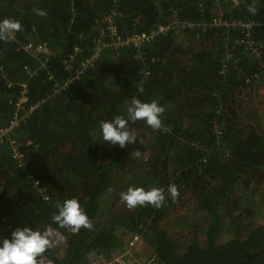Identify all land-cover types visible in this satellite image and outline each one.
Segmentation results:
<instances>
[{"label":"trees","instance_id":"trees-1","mask_svg":"<svg viewBox=\"0 0 264 264\" xmlns=\"http://www.w3.org/2000/svg\"><path fill=\"white\" fill-rule=\"evenodd\" d=\"M112 9L123 35L158 24L173 29L138 48H104L82 69L97 20ZM4 18L22 30L0 42V123L22 82L28 103L42 102L13 134L31 157L26 166L17 167L0 143V238L25 225L43 229L55 203L75 197L92 227L66 232L43 264L107 258L122 248L125 228L149 242L151 264H264V0H0ZM214 18L226 24L212 25ZM30 41L45 43L48 53L26 51ZM133 98L164 107L161 129L137 121V144L100 142L99 122L124 115ZM119 177L165 192L175 185L179 195L159 208L125 205L103 218L100 199ZM186 195L205 219L183 244L169 229L188 219Z\"/></svg>","mask_w":264,"mask_h":264},{"label":"clouds","instance_id":"clouds-1","mask_svg":"<svg viewBox=\"0 0 264 264\" xmlns=\"http://www.w3.org/2000/svg\"><path fill=\"white\" fill-rule=\"evenodd\" d=\"M36 15L44 16L42 9H33ZM248 11L255 12L249 6ZM22 30L19 21L4 18L0 20V42H12L17 32ZM164 107L157 101L143 102L133 98L126 106L124 115H116L110 120H101L98 126L99 141L109 146L126 148L137 144V135L132 125L137 121L143 122L153 130L162 127ZM135 155L143 154L135 150ZM179 195L175 185H169L167 191L160 187L129 186L126 191L119 193V199L127 208L148 206L159 208L170 196L173 200ZM92 223L77 198H66L55 203V212L49 225L33 228L28 225L17 227L10 237L0 238V264H43L44 255L53 248L59 247L66 241V232L77 234L84 229H90ZM63 230V231H61Z\"/></svg>","mask_w":264,"mask_h":264},{"label":"built area","instance_id":"built-area-1","mask_svg":"<svg viewBox=\"0 0 264 264\" xmlns=\"http://www.w3.org/2000/svg\"><path fill=\"white\" fill-rule=\"evenodd\" d=\"M116 9H112L105 16L97 20L98 35L94 39L93 52L85 62H82L81 68L84 69L87 66L93 65L92 63L97 59L104 48H109L113 52H118L121 48L132 47L138 48L142 44L152 40L156 35L165 34L167 31L173 29V23L158 24L155 28H151L148 31H133L128 34H121L115 23ZM174 23L177 24V19L174 18ZM226 24V21H221L220 18H214L212 25ZM183 25L191 26V24L184 23ZM23 48L26 51L34 53H48V48L45 43L30 41L26 43ZM75 54L79 52L78 47H74ZM71 56L69 59H72ZM64 65L67 67L70 65V61L67 59L64 61ZM26 68V67H25ZM21 95L15 102V109L10 116L0 123V143L5 142L10 147L11 159L14 161L17 167H24L27 165L31 158L26 153L19 142L14 136L17 129L22 123L39 107L42 101L28 103L25 97L26 83L20 84ZM14 134V136H13ZM29 142V141H28ZM27 142V143H28ZM34 186L39 185V180L33 181ZM141 239L139 233H135L128 241V245L125 248H120L113 252L109 257L105 258V264H151L155 257L151 260L145 259V257H138L136 254H131L127 249L136 245L137 241ZM96 253L89 254V261L91 257L97 256ZM100 256V255H98Z\"/></svg>","mask_w":264,"mask_h":264},{"label":"rangeland","instance_id":"rangeland-1","mask_svg":"<svg viewBox=\"0 0 264 264\" xmlns=\"http://www.w3.org/2000/svg\"><path fill=\"white\" fill-rule=\"evenodd\" d=\"M181 39H184V36L180 37ZM264 95V91L260 93V96ZM251 99L256 103L257 99L253 96H251ZM261 101H264L261 100ZM251 102V101H250ZM139 133H141V135L144 133L143 129L141 128L139 130ZM260 173L262 177H264V166L260 169ZM134 183V177H131L130 179H127L125 177H119L117 179H115V182L113 183V185L107 189V191L102 195L101 199H100V203H101V209H100V215L104 218L107 217L110 213L111 210H115V209H123V207L125 206V204L120 201L119 199V193L122 191H126L127 188L129 186H133ZM264 186V178L263 181L261 183ZM261 185V186H262ZM262 186V187H263ZM185 197H188L186 199H184V201L182 203H184V210L186 211V215L188 216V219L184 222V223H179L178 221H173L171 222L170 226L171 228L169 229V232L171 233H176L177 234V229L179 231L180 234H177L176 236L179 238L178 240L184 244V241L190 237L192 235V231L195 228V224L200 222L201 220L205 219V213L203 211H201L198 207L196 208V202H192V198H190L189 195H186ZM261 213V220L262 218H264V207L263 210L259 211ZM259 219V214L257 215ZM137 232L131 231L129 229H120V231L118 232V234H122V248H125L127 246H129L127 243L129 241V239ZM226 236H228L227 233L224 234L221 233L219 235V240L223 241L226 239ZM140 238L136 245L132 248H128L127 250L131 253V254H136L138 255V257H145V259L147 260H151L154 257V251L151 247V245L149 244V242H146L145 239L141 236L140 234ZM200 242H202V240H200ZM121 248V249H122ZM151 258V259H150ZM105 257L103 256H94L91 257L90 259V263L91 264H105L104 262Z\"/></svg>","mask_w":264,"mask_h":264}]
</instances>
